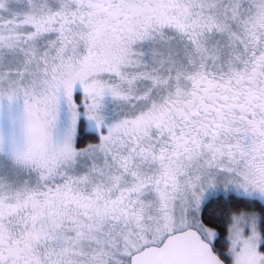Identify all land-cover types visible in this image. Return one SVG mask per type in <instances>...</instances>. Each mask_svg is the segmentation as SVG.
Masks as SVG:
<instances>
[{"label":"snow or ice","instance_id":"snow-or-ice-1","mask_svg":"<svg viewBox=\"0 0 264 264\" xmlns=\"http://www.w3.org/2000/svg\"><path fill=\"white\" fill-rule=\"evenodd\" d=\"M0 264H264V0H0Z\"/></svg>","mask_w":264,"mask_h":264}]
</instances>
